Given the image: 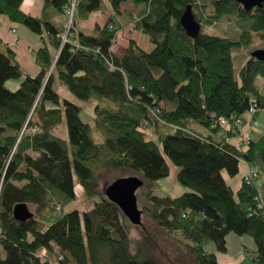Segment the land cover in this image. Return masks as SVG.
<instances>
[{
    "label": "trees",
    "instance_id": "trees-1",
    "mask_svg": "<svg viewBox=\"0 0 264 264\" xmlns=\"http://www.w3.org/2000/svg\"><path fill=\"white\" fill-rule=\"evenodd\" d=\"M128 1L145 7L134 26L153 49L132 39L119 56L112 48L121 27L112 19L91 31L83 26L104 12L103 0H46L41 18L23 12L25 0H0V16L43 41L34 51L40 72L32 77L0 35V264H160L147 255L148 236L133 250L128 219L96 188L100 175L121 169L142 175V214L193 252L196 264H219L207 247L227 253L230 234L250 236L256 251L246 254L264 264V182L256 183L264 174V134L242 151L229 142L241 130L218 125L221 117L244 120L252 99L257 121L264 110V82L262 90L256 85L264 80V62L252 57L264 49V7L247 12L235 0H109L120 15ZM73 3L76 38L63 44ZM189 5L201 25L196 38L180 22ZM225 19V34L212 33ZM253 34L261 37L260 49H251ZM242 49L249 59L236 69L233 51ZM13 80L21 81L16 91L6 87ZM58 86L97 103L93 124ZM64 121L69 140L56 134ZM167 158L190 190L177 198L156 192L170 174ZM242 160L254 171L234 191L224 172L236 178ZM75 177L94 206L65 213L77 201ZM17 209L28 217L17 219ZM43 250L47 258L39 256Z\"/></svg>",
    "mask_w": 264,
    "mask_h": 264
},
{
    "label": "rangeland",
    "instance_id": "rangeland-1",
    "mask_svg": "<svg viewBox=\"0 0 264 264\" xmlns=\"http://www.w3.org/2000/svg\"><path fill=\"white\" fill-rule=\"evenodd\" d=\"M104 1L107 7L104 10V12H101L97 15L92 14L90 19L88 21H85L83 25L86 27H89V26L93 27L96 22L105 23L107 20L112 19V23L116 25L117 29L121 27L120 31H122L121 36L119 37V43H116L117 45L113 47L112 51L117 54H120L124 51V49H122L121 47L122 46L125 47L126 44L129 46V42L133 38H135V36L146 37L140 33L139 34L136 33L135 32L136 28L134 26V23L141 16V13L143 11V10H140V11L137 10V7H140V6L142 7L143 5H136L132 1H128L122 5L121 11L123 12L120 15L119 13L115 12L112 9L111 4L108 0H104ZM138 12H139V15H138ZM134 16L136 17L134 18ZM227 23H228V20L225 19L222 23L212 28V33L225 34V28L227 27ZM22 27L25 32L30 33L28 35H30L31 38L23 36V38L25 39L24 42L26 44L24 47H29V48H27V50L23 49L22 51L18 52V56H19V60L21 62L22 68L24 69L26 74H29L32 77H34L37 75V73H34V72H36L38 69L34 61V51L39 48L37 46H39L41 42V38L37 34H34L33 32H31L28 28L24 26ZM137 40H139V45H141L143 48H150V49H146L147 51L152 50V46L149 42V39H147L148 42L146 44H143L141 42V38ZM262 46L263 44L261 42L260 35L253 34V44L251 46V49H255V48L260 49ZM51 50H52V53L55 52L52 48ZM248 52L249 51L246 49L233 51V55L235 57L236 69H239L241 66H243L247 62V60L249 59ZM237 77H238L239 82L241 83L240 77L239 76ZM20 82L21 81H18V80L9 81L6 87L11 91H16L20 86ZM263 82L264 80L262 78L260 77L257 78L256 85L258 89L262 90ZM58 89H59L58 92L63 99L73 102L77 104L78 106H83L84 107V112L82 113L83 121L93 124V118H94L93 109H95L93 105L95 104V101H91L85 104L79 101L78 99H76L66 88L62 86H58ZM263 117H264V110L260 112L259 121H261ZM56 134L65 140H69V135H68L67 126H66L65 121L61 125L58 126L56 130ZM146 135L148 139H153V136L151 134L147 133ZM238 137H235V138H238ZM167 163L170 168L169 176L157 182V184L161 183L162 189L164 191L161 192V190L158 189L159 188L158 186L156 187V192L160 195L170 196L172 198H177L187 192H190L188 188L178 183V180H177L178 168L175 166V164L168 158H167ZM127 178H139L143 180V186L139 188L136 193L138 208L141 211V209L143 208L145 204L146 182L144 181L142 175L139 172L129 170V169H121V170H113L111 172H108L106 175L102 174L100 175L97 181L96 188L105 194V189L107 186H110L117 180L127 179ZM224 178L225 180L227 179L228 182H230L232 179L228 176L226 172H224ZM241 180H242V177H238V180L236 181H241ZM262 182H264L263 173L261 175V178L256 180V183L259 187L261 186ZM75 184H76V192L78 195L77 201L72 203L67 209H65V213L71 210H75V209L81 212H86L88 210H91L94 206L93 201L87 199V197L84 195V190L78 184V180L76 177H75ZM32 209L34 208L32 207ZM63 216H64V213L57 215L53 219L52 223L55 221H58ZM126 224L127 226H129L130 237L133 241V250H135L136 248L135 242L137 240H140L142 236H148V238H150L151 240V244L148 247L147 255L158 260L160 264H196L194 253L186 249L182 245H180L178 242L174 241L170 237V235H168L165 231L161 230L150 219L148 215H145V214L141 215V224L139 226H132L129 220L126 221ZM232 237L238 238L239 236L235 234H231V237L229 238V245L231 244L232 246H234V243L232 242ZM247 237L250 238V236H247ZM213 245L214 244H210L207 247V249H209V247H213ZM250 253L254 254V252H250ZM232 260L234 262L231 261L229 262V264H240L234 258H232ZM242 264H255V263H253L252 257L249 254L248 257L246 256L245 261H243Z\"/></svg>",
    "mask_w": 264,
    "mask_h": 264
},
{
    "label": "crops",
    "instance_id": "crops-1",
    "mask_svg": "<svg viewBox=\"0 0 264 264\" xmlns=\"http://www.w3.org/2000/svg\"><path fill=\"white\" fill-rule=\"evenodd\" d=\"M45 1L46 0H25L24 4L22 6V10L26 14H29V15H31L33 17L41 18V17H43V13H44ZM106 8L107 7H106L105 1H104V9H106ZM142 8L144 9L145 7H141V6L137 7V10L140 11ZM51 12H54V11L51 10ZM101 12H103V11H100V12H97V13H94V14L97 15V14H99ZM122 12L123 11H121V13ZM138 15H139V12H138ZM135 17L136 16H134V18ZM96 24L103 25L105 23L96 22L94 24V26ZM94 26L93 27L84 26V27L91 31V30L94 29ZM13 31H15V32H13ZM135 32L138 33V34L140 33L138 30H136ZM121 33H122V31H119L118 34H117V43H119V37L121 36ZM28 34H30V33L25 32L22 26L13 25L6 17L0 16V35L3 37L4 42L7 43L10 46V48H12L15 51V53L17 54V59H18L20 64H21V62L19 60L18 52L22 51L23 49L27 50V48H29V47H24L26 44L24 42L25 39L23 38V36L31 38V36L28 35ZM146 37L135 36V38H133V40H136L138 42V44H139V40H137V39L141 38V42L143 44H146L148 42V40H147L148 38H146ZM42 44H43V41L41 40L39 46H37V47H41ZM116 45H114V46H116ZM127 46L128 45L126 44L125 47H123V46L121 47L122 49H124V51L122 53H120V54H117V53H115L113 51H112V53L114 55H119V56L123 55V53L127 49ZM151 46H152V44H151ZM143 49L146 50V49H150V48H143ZM152 49H153V47H152ZM36 67H38V65H36ZM39 72H40V68L38 67L37 71L34 72V73H37V75H38ZM58 91H59V89H58ZM58 94H59V92H58ZM95 106H96V102L93 105V107L95 108ZM94 117H95V115H94ZM242 118L244 119V122H245L244 125L245 126L243 127L242 131L240 132L239 137L238 138H231V139H229V142L232 143L233 145H235L238 149H240L242 151H245L247 147H245V146L244 147H240V145H242L241 144L242 140L246 139L247 137H250V139H252V140L253 139H259L264 134V117L262 118L261 121H259L260 114L258 115L257 119H258L259 124H258V129L256 131H252L250 129V126L248 125V121L251 118L250 114H245ZM214 135L216 136L217 134H214ZM252 171H254L253 167L250 166L247 162L242 160V161H240V173H239V175L236 178H232L230 182H228L227 179H226V181L229 184V186L232 187V189L234 191H238L240 189L241 185H242L243 178L249 172H252ZM238 177H242V180L241 181H236V180H238ZM262 180H263V178H262ZM262 185L263 184H261L260 187H263ZM158 186H159L158 189H160L161 192L164 191L162 189L161 183L156 184V187H158ZM230 237H231V234L228 235V237H227V250H228L227 253L217 252V249H216V247L214 245H213V247H209L208 250L211 253L216 254L219 264H225V263L229 264V262H231V261L234 262L232 260V258H234L237 262L242 264L243 261H245L246 256L248 257L246 252L248 250L250 252H255L256 251V245H255L254 241L252 240V238H249L247 236H242V237L239 236L238 238L237 237H232V242L234 243V246H232L231 244L229 245V238Z\"/></svg>",
    "mask_w": 264,
    "mask_h": 264
},
{
    "label": "water",
    "instance_id": "water-1",
    "mask_svg": "<svg viewBox=\"0 0 264 264\" xmlns=\"http://www.w3.org/2000/svg\"><path fill=\"white\" fill-rule=\"evenodd\" d=\"M243 6V8L249 12L256 7H264V0H235ZM181 25L187 32V34L196 38L201 31V25L196 20L192 6H188L180 19ZM252 57L264 62V49L256 50L252 53ZM143 186V180L139 178H127L120 179L107 186L105 189L106 197L117 204L124 213L125 217L134 226L141 224L142 212L138 208L137 191ZM15 217L20 220H24L28 217L26 209L15 211Z\"/></svg>",
    "mask_w": 264,
    "mask_h": 264
},
{
    "label": "built area",
    "instance_id": "built-area-1",
    "mask_svg": "<svg viewBox=\"0 0 264 264\" xmlns=\"http://www.w3.org/2000/svg\"><path fill=\"white\" fill-rule=\"evenodd\" d=\"M74 10H75V4L73 3L72 6L70 7V9L68 10V15L70 16V20L68 22V24L66 25V29H65V33L63 35H61V39L63 41V44H65V42H69L70 40L73 41L76 38L75 33H72V25H73V17H74ZM15 32V31H13ZM79 47V45H78ZM259 104L257 99H252L250 102V108H249V114L251 116L250 120L248 121V125L250 126V129L252 131H256L258 129V121L254 118V116L259 112ZM212 117L215 118V116L213 115ZM245 122L244 120L237 118L236 116H231L229 118H225V117H221L218 120V125L222 128L225 129L227 131L229 130H233V131H242ZM250 137H247L246 139L242 140L243 146H248L250 143ZM252 178V176H248V181H250ZM259 199V198H258ZM260 201V200H259ZM261 203L262 200H261ZM260 207H262V205H260ZM39 256L41 258H47L48 255L46 253L45 250L40 251L39 252Z\"/></svg>",
    "mask_w": 264,
    "mask_h": 264
}]
</instances>
